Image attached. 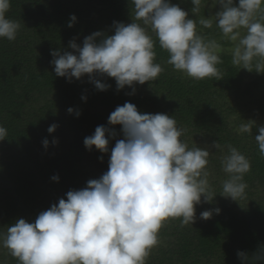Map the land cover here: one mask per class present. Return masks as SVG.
<instances>
[{
	"label": "clouds",
	"instance_id": "clouds-1",
	"mask_svg": "<svg viewBox=\"0 0 264 264\" xmlns=\"http://www.w3.org/2000/svg\"><path fill=\"white\" fill-rule=\"evenodd\" d=\"M188 11L170 0H129V24L114 22V34L95 32L83 45L69 42L73 51H53L52 64L57 77L69 82L87 76L99 91L108 90L102 78H112L117 90L126 86L135 93V85L155 82L165 71L156 62L159 48L168 54L166 65L195 82L223 79L218 65L223 63L222 44L201 29L219 30L222 40L232 47L231 63L248 72L264 74V0H190ZM11 0H0V39L14 42L22 28L19 21L7 18ZM207 9L208 16L202 14ZM218 9L214 12L213 10ZM76 17L70 18L73 27ZM82 99H86L82 97ZM69 108L68 112L73 113ZM79 117L80 113H75ZM110 126L121 127L122 139L111 149L108 170L86 187L70 190L66 199L39 213L34 222L17 219L0 231V250L17 264H148L153 250L160 246L161 230L179 221L180 227L196 220V205L212 203L215 194L210 177V159L219 153L223 180L220 196L238 202L246 198L245 176L250 160L231 144L214 141L211 146L189 147L186 129L174 116L164 113H140L126 102L109 115ZM259 134L255 141L264 157V126L255 121L239 124L238 134ZM57 125L48 128L51 134ZM117 133L97 126L84 139L88 151L93 148L107 154L109 140ZM0 125V142L7 139ZM58 142L52 141L55 145ZM45 149L49 141H43ZM216 151L213 153L211 149ZM52 179L58 182V176ZM215 214L220 209H214ZM213 211L200 218L208 220ZM241 264H264V245L252 256L237 253ZM3 264V262H0Z\"/></svg>",
	"mask_w": 264,
	"mask_h": 264
},
{
	"label": "trees",
	"instance_id": "trees-1",
	"mask_svg": "<svg viewBox=\"0 0 264 264\" xmlns=\"http://www.w3.org/2000/svg\"><path fill=\"white\" fill-rule=\"evenodd\" d=\"M170 2L194 18L190 0ZM202 14L208 16V10ZM73 15L76 22L69 28ZM7 18L19 21L22 28L14 42L0 39V125L8 132L0 142V231L20 218L34 222L39 213L66 199L68 191L82 189L87 181L105 173L111 149L123 138L119 125L108 124L109 115L130 102L140 113L174 116L186 129L189 147L219 141L236 147L251 162L245 176L246 198L238 202L224 198L219 194L227 177L221 170L220 154L212 148L210 182L217 196L212 203L202 198L196 205L192 227L181 228L174 221L163 228L162 243L148 264H241L238 252L252 256L264 245V157L254 138L259 132L255 127L251 136L237 132L242 120L264 126V74L234 66L232 44L221 39L215 26L201 31L222 44L223 63L218 65L222 80L182 78L166 65L168 54L157 44L156 62L165 71L151 87L135 85L132 94L127 86L118 91L115 80L108 77L101 80L109 85L106 91L97 90L87 76L69 82L55 75L51 63L53 51H73L70 41L82 46L95 32L114 34V22L131 23L129 0H11ZM53 124L57 128L50 134ZM97 126L117 133L109 140L107 154L84 146V139ZM53 140L58 143L53 145ZM53 176H58V182ZM209 210L212 217L201 219L200 214ZM0 262L17 264L6 250H0Z\"/></svg>",
	"mask_w": 264,
	"mask_h": 264
},
{
	"label": "rangeland",
	"instance_id": "rangeland-1",
	"mask_svg": "<svg viewBox=\"0 0 264 264\" xmlns=\"http://www.w3.org/2000/svg\"><path fill=\"white\" fill-rule=\"evenodd\" d=\"M236 2H238V0H236ZM201 145L205 146L204 143H201Z\"/></svg>",
	"mask_w": 264,
	"mask_h": 264
}]
</instances>
